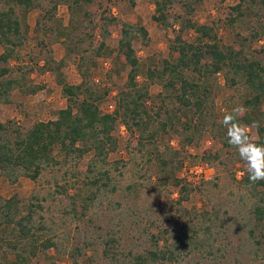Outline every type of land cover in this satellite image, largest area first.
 <instances>
[{"label": "trees", "instance_id": "1", "mask_svg": "<svg viewBox=\"0 0 264 264\" xmlns=\"http://www.w3.org/2000/svg\"><path fill=\"white\" fill-rule=\"evenodd\" d=\"M138 1L0 0V105L17 90L44 89L34 74H53L65 99L54 119L27 126L0 119V175L11 184L39 182L48 169L73 167L50 192L62 201L61 222L46 215L48 196L0 194V264H264V180L249 181L217 111L221 90L229 91L227 111L243 104L242 121L257 123L251 131L264 143V0H237L208 22L195 19L208 0H152V20L174 35L169 56L149 63L135 48L136 40L149 44L146 26L114 12ZM55 43L65 48L62 59ZM111 53L105 82L96 77L97 59ZM68 59L77 83L67 81ZM152 84L161 90L154 94ZM106 101L113 110L101 108ZM120 124L129 157L110 160ZM207 135L220 147L191 154ZM187 159L217 175L187 181L180 175ZM194 195L200 201L188 206Z\"/></svg>", "mask_w": 264, "mask_h": 264}, {"label": "rangeland", "instance_id": "2", "mask_svg": "<svg viewBox=\"0 0 264 264\" xmlns=\"http://www.w3.org/2000/svg\"><path fill=\"white\" fill-rule=\"evenodd\" d=\"M237 0H208L200 4L195 15V19L199 22H208L217 16L224 17L228 6L233 5ZM155 5L152 0H139L135 7H130L126 3H122L120 7H115L114 12L118 14L121 18L132 23H142L149 31L150 41L148 45L143 44L140 40H136L135 48L139 52V56L142 60L148 63L153 61H158L164 57L169 56V39L173 37L174 32L166 30L160 27L159 24L152 20V14L154 12ZM39 14V10L33 11L29 14V23L34 26L36 18ZM58 15L67 23L69 20V11L65 5L59 6ZM192 32L190 38H192ZM220 35L226 41H232V35L225 28H222ZM116 35L112 36L109 40V45L114 48L116 45ZM263 44V40L259 43H255L254 46L259 48ZM55 50L56 58L62 59L65 56V48L62 43H55L53 45ZM2 52V47L0 46V53ZM112 54V53H111ZM109 54H103L97 59L98 62V74L97 78H101L107 82V72L112 65V57L115 56ZM67 66L65 67V75L67 81L71 83H77L81 80L78 74L77 68L75 67L74 61L68 59ZM141 79V78H140ZM33 82L37 84H44L46 86L44 89L38 91L36 94H24L22 91L17 90L13 93L12 102L8 104L0 105V119L2 121L16 120L19 124L24 126L30 125L38 120H49L57 117L58 111L65 107V99L62 95V87L57 83L55 76L51 73H46L44 75H33ZM220 82L223 84L224 80L220 76ZM161 90L160 86L157 84L151 85V91L155 94ZM229 91L222 89L221 95L217 100V111L218 113H224L227 111V106L224 104V98L229 95ZM103 110H113V106L109 101L104 102L101 105ZM253 135L256 137L255 132ZM117 135L120 139V146L118 150L110 155V160H115L118 158L127 159L129 157L127 153L128 149V137L129 132L124 124H120L117 128ZM172 146L179 148L177 139H173ZM220 147L219 143L215 141L211 135L205 136L198 145L191 146L188 149L191 154L201 153L204 149H218ZM90 155H87L84 160L80 163L79 169H85L86 163L89 160ZM194 164L190 159H187L183 165L180 175L182 177L187 176L190 178H195L194 184H198L201 180H209L217 175V169L213 166V175L209 179H201L200 181L196 179V176L189 173V168ZM70 168V169H69ZM186 168V169H185ZM235 168V167H233ZM237 168V167H236ZM73 170V167H63L62 169H48L42 175L39 182H34L26 177H21L17 183L11 184L4 176L0 175V194L5 198L12 196L13 194H18L22 198L28 197L33 192L40 193L43 196H48V200L45 201L47 206L46 215L48 217H54L59 222L63 220L64 216L59 209L62 205V201L53 200L50 192L55 190V180L56 178L60 182H64L63 178H67V171ZM69 178V177H68ZM186 178V177H184ZM188 181V180H187ZM72 192V191H71ZM57 194V193H55ZM59 196V195H58ZM59 198H63L60 197ZM200 201L197 195H194L188 206H191L194 202ZM66 202V200H65ZM68 232H70L68 230ZM54 253V251H52ZM231 263H233L231 261ZM59 264H73L69 259L64 258L59 261ZM234 264V263H233Z\"/></svg>", "mask_w": 264, "mask_h": 264}, {"label": "clouds", "instance_id": "3", "mask_svg": "<svg viewBox=\"0 0 264 264\" xmlns=\"http://www.w3.org/2000/svg\"><path fill=\"white\" fill-rule=\"evenodd\" d=\"M247 109L243 104L225 111L220 123L225 129L227 142L236 149L243 162L245 172L250 182L264 180V143H259L251 131V127H258L257 123L249 126L242 121Z\"/></svg>", "mask_w": 264, "mask_h": 264}, {"label": "built area", "instance_id": "4", "mask_svg": "<svg viewBox=\"0 0 264 264\" xmlns=\"http://www.w3.org/2000/svg\"><path fill=\"white\" fill-rule=\"evenodd\" d=\"M188 171H189V173H191V175L196 176V179L199 181L201 179L211 178L213 173H214L213 167L208 165V164H205V163L195 164L192 167H190ZM184 177H186V179L188 181H195V178H193V177L192 178L187 177V176H184Z\"/></svg>", "mask_w": 264, "mask_h": 264}]
</instances>
